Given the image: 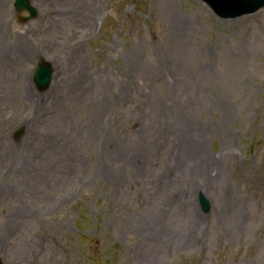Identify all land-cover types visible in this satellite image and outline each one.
I'll use <instances>...</instances> for the list:
<instances>
[{
	"label": "rangeland",
	"instance_id": "374dc122",
	"mask_svg": "<svg viewBox=\"0 0 264 264\" xmlns=\"http://www.w3.org/2000/svg\"><path fill=\"white\" fill-rule=\"evenodd\" d=\"M164 1L0 0L2 264H264V8Z\"/></svg>",
	"mask_w": 264,
	"mask_h": 264
},
{
	"label": "water",
	"instance_id": "95a60500",
	"mask_svg": "<svg viewBox=\"0 0 264 264\" xmlns=\"http://www.w3.org/2000/svg\"><path fill=\"white\" fill-rule=\"evenodd\" d=\"M221 18H236L245 14L254 13L264 8V0H202ZM14 7L21 17L22 12H27L28 16L22 17L27 22L37 17L38 9L29 0H15ZM53 69L47 62L40 63L36 68L34 81L39 90H46L51 84ZM17 133L16 136H19ZM199 201L203 212L210 211V203L204 194L200 193ZM0 264L2 260L0 257Z\"/></svg>",
	"mask_w": 264,
	"mask_h": 264
},
{
	"label": "bare ground",
	"instance_id": "6f19581e",
	"mask_svg": "<svg viewBox=\"0 0 264 264\" xmlns=\"http://www.w3.org/2000/svg\"><path fill=\"white\" fill-rule=\"evenodd\" d=\"M164 3H165V7L168 10V14H169V17L171 19V22L174 24H182L183 20H182V18H179L177 16V12L175 10V5H174L173 1L172 0H165ZM28 54H30V53H28ZM234 214H236V213H234ZM235 216H236L237 221H239L240 215H235Z\"/></svg>",
	"mask_w": 264,
	"mask_h": 264
}]
</instances>
